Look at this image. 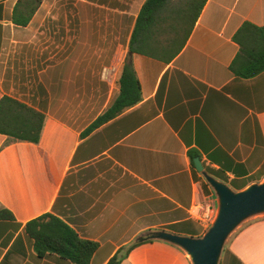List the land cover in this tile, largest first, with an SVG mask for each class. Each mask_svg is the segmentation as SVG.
Segmentation results:
<instances>
[{"label":"crops","instance_id":"1","mask_svg":"<svg viewBox=\"0 0 264 264\" xmlns=\"http://www.w3.org/2000/svg\"><path fill=\"white\" fill-rule=\"evenodd\" d=\"M17 1L0 0V98L43 112L45 121L37 144H5L0 135V205L12 216L0 219V264H71L38 257L24 231L47 213L98 244L90 264H106L148 231L201 235L188 208L209 186L190 151L234 191L262 181L264 72L241 79L229 65L240 26H264V0H207L168 64L132 54L141 101L85 137L119 93L145 0H42L26 26L12 23ZM120 264L190 262L151 240ZM220 264H264V217L231 236Z\"/></svg>","mask_w":264,"mask_h":264},{"label":"trees","instance_id":"2","mask_svg":"<svg viewBox=\"0 0 264 264\" xmlns=\"http://www.w3.org/2000/svg\"><path fill=\"white\" fill-rule=\"evenodd\" d=\"M207 0H145L129 41L128 51L164 64L170 63L184 48L192 28ZM42 0H18L12 11V23L26 26ZM239 47L229 65L237 78L250 79L264 72V26L243 23L233 36ZM141 101V89L132 62L126 57L119 78V93L107 110L81 134L89 135ZM45 114L11 97L0 98V135L5 144L40 140ZM191 166L196 152H188ZM207 187V184L205 185ZM11 214L0 205V219ZM26 235L33 241L38 257L57 255L71 264H90L98 248L96 242L80 238L59 216L43 214L27 222ZM192 237H199L192 233ZM139 243L119 250L106 264H120Z\"/></svg>","mask_w":264,"mask_h":264},{"label":"water","instance_id":"3","mask_svg":"<svg viewBox=\"0 0 264 264\" xmlns=\"http://www.w3.org/2000/svg\"><path fill=\"white\" fill-rule=\"evenodd\" d=\"M128 56L131 62L132 53ZM193 166L215 194L216 212L209 227L199 237L163 230L148 231L135 242H166L182 250L190 264H220L225 244L231 236L247 222L264 217V178L234 191L204 171L199 157L193 159Z\"/></svg>","mask_w":264,"mask_h":264},{"label":"built area","instance_id":"4","mask_svg":"<svg viewBox=\"0 0 264 264\" xmlns=\"http://www.w3.org/2000/svg\"><path fill=\"white\" fill-rule=\"evenodd\" d=\"M216 212V203L207 196L199 194L188 208L189 217L206 230L211 224Z\"/></svg>","mask_w":264,"mask_h":264},{"label":"rangeland","instance_id":"5","mask_svg":"<svg viewBox=\"0 0 264 264\" xmlns=\"http://www.w3.org/2000/svg\"><path fill=\"white\" fill-rule=\"evenodd\" d=\"M207 197L210 199V200H214L215 198V194L214 192L212 191V189L209 187V194L207 195ZM228 242V241H227ZM227 244V243H226ZM225 244V246H226ZM225 248V247H224Z\"/></svg>","mask_w":264,"mask_h":264}]
</instances>
